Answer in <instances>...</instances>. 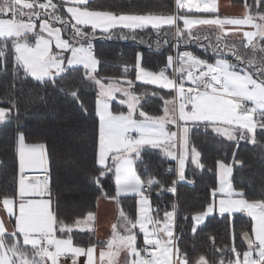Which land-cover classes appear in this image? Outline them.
Listing matches in <instances>:
<instances>
[{"label": "snow or ice", "instance_id": "6c2138e0", "mask_svg": "<svg viewBox=\"0 0 264 264\" xmlns=\"http://www.w3.org/2000/svg\"><path fill=\"white\" fill-rule=\"evenodd\" d=\"M92 3L93 0H0V72L8 71L11 55L13 81L31 77L41 85L56 87L65 74L82 66L81 83L91 82L97 89V175L92 180L100 191L97 200L117 204V222L112 224L111 235L99 251L98 262L97 245H77L72 235L74 229L94 232V213L88 212L72 223L60 217L46 145L26 143L24 133L18 131L16 188L11 194L0 195V212L9 222L14 220L8 231L0 217V264H81V258L82 264H264V193L261 198L249 199L243 188L234 187V167L244 163L236 159L237 152H233L232 163L222 159L215 162L217 184L212 189L213 199L192 216L193 234L206 217L216 212L229 218L231 244L216 247L215 238H210L217 257L214 260L200 254L193 262L181 251L174 234L175 203L163 218L159 207L152 206L153 188L157 194L167 190L175 195L177 180L166 188L154 175L142 179L138 174V166L144 163L143 156L149 149H159L176 161L178 180H185L189 161L203 170L201 152L190 138L192 127H203L206 132L210 129L229 141H237V146L239 141L258 143L257 130H264V0H245L241 17L223 18L217 14V0H175L174 12L166 15L115 12L93 7ZM196 14L216 15L205 18ZM149 26L157 33L158 41L162 36L165 42L174 40L176 47L195 43L205 52L211 50L214 61L192 51H178L176 56L167 57L164 68L149 71L142 67L137 54L135 80L126 75L100 76L101 61L94 55L92 44L96 30L110 33L122 28L135 32ZM245 26L251 30H244ZM240 33L243 39L239 42L228 39L229 34ZM205 40L206 46L202 43ZM169 69L171 75L166 74ZM137 81L170 90L167 97H160L162 115L143 110L141 99L148 93L136 92ZM80 90L79 85L69 91L60 88L87 112ZM116 100L127 110H115ZM10 103L11 107L0 106V125L10 121L13 110L19 113L15 100ZM260 134L264 135V131ZM31 170H43L44 178L30 179L27 173ZM109 174L114 180V195H109L101 182ZM129 195L136 198L134 218L121 206V197ZM238 213L251 220L250 233H240L246 245L243 250L235 243L231 219ZM141 234L143 244L138 245Z\"/></svg>", "mask_w": 264, "mask_h": 264}, {"label": "trees", "instance_id": "16d2710c", "mask_svg": "<svg viewBox=\"0 0 264 264\" xmlns=\"http://www.w3.org/2000/svg\"><path fill=\"white\" fill-rule=\"evenodd\" d=\"M56 2V0H54ZM243 3L245 0H233ZM254 3V0H248ZM93 7L109 8L115 12L136 14L159 13L172 14L175 10V0H93ZM89 31H91L89 29ZM215 41L213 40V43ZM206 46L208 41H202ZM94 55L101 61L98 65L100 76L120 77L126 75L135 80V63L137 54L141 56V65L149 71H159L165 67L167 57L175 56L178 51H192L200 58L214 61L211 50L198 47L195 43L175 46V41L169 38L165 42L151 28L135 30H115L107 35L96 31L92 40ZM232 59V57H228ZM127 65V72H125ZM12 58L8 57V71L0 72V106L11 107L10 101L15 100L19 113L13 110L12 118L0 125V195L13 193L18 179V159L15 152L17 132H23L26 143H44L49 153V172L54 201L58 202V211L62 219L72 223L77 218L83 219L88 212L95 213L97 197L100 191L92 176L95 172V155L97 150L98 118L95 114V97L97 89L91 82L81 83L84 69L76 67L58 80L57 86L41 85L31 77L13 81ZM166 74L171 75V69ZM22 75V74H21ZM13 84L15 87H13ZM80 86V98L87 112L70 96L60 91H66ZM137 93L147 91L148 95L141 100L143 110L150 115H162L163 101L170 90L135 83ZM155 93L156 95H152ZM42 98V99H41ZM115 110L126 111V107L113 102ZM19 116L17 120L15 117ZM257 130L258 143L253 145L247 141H229L225 137L207 132L203 127L190 128V138L201 152V162L204 169H196L190 161L186 166L185 180H178L176 164L169 161L159 149H149L144 154V163L139 164L138 174L142 179L154 175L165 187H171L177 180L176 194L164 190L157 194L156 188L151 192L153 208L159 207V215L172 210V204L177 205L175 217V232L178 246L185 252L190 261L200 254H207L209 259H217L213 254V244L210 238H215L216 247L231 244L230 225L227 215L221 217L214 213L205 223L197 228L195 234L192 216L203 211L213 199L212 189L217 184L215 162L222 159L232 163L233 152L236 159L242 160L243 166H235L233 170V185L243 188L247 198L258 199L264 193V135ZM146 169V170H145ZM191 181V183H189ZM105 191L115 194L114 180L109 174L101 178ZM157 188L159 185L156 186ZM134 195L121 197V206L133 218L135 217ZM236 232L235 243L243 250L246 245L240 239L241 231L251 229L250 217L245 214H235L232 218ZM74 242L80 246L96 244L92 233L76 231Z\"/></svg>", "mask_w": 264, "mask_h": 264}, {"label": "crops", "instance_id": "0c3cea01", "mask_svg": "<svg viewBox=\"0 0 264 264\" xmlns=\"http://www.w3.org/2000/svg\"><path fill=\"white\" fill-rule=\"evenodd\" d=\"M217 2H218V13L217 14L220 17H222V18L223 17H241L243 15L244 11H245L243 3L233 2V0H217ZM196 15H200V16H203L205 18H211L213 15H216V14H196ZM180 25H181V27L183 26L182 25V21L180 22ZM201 27L203 28V26H201ZM229 27H231V26H229ZM244 30H251V29L248 28L247 26H245ZM228 39L230 41L239 42L241 39H243L242 33L237 34V35L229 34ZM213 40H214V38H213ZM76 67H82V66H76ZM138 83H140V82H138ZM142 84H144V83H142ZM146 85H148V84H146ZM150 86L157 87V86H154V85H150ZM124 107H126V106H124ZM172 130H175V128H173ZM167 159L169 161H171V162H174L176 164V161L171 160L169 158H167ZM32 171H40V170H31L29 172H32ZM30 179H33V178H30ZM113 211L117 213V204L115 202L109 201V200H106V199H103V198H101V199H99L97 201V206H96L95 213H100L101 212L102 215H105L108 212H110V216H111ZM216 214H219V213L216 212ZM0 217H3L8 231H11L12 228H13V225H14V220L9 222L7 216L4 213H2V212H0ZM208 217L205 218V221H206V219ZM205 221L202 224H200L197 228L202 226L205 223ZM174 234L176 236L175 225H174ZM95 239L97 241V243H96L97 250H96V254L95 255H96L97 261L99 262V251H100V249L103 246V243L105 241H99L96 237H95ZM142 244H143V238H142V234H141V236L138 238V245H142ZM81 259L83 260L84 258H81ZM121 260H123V255L121 256Z\"/></svg>", "mask_w": 264, "mask_h": 264}, {"label": "rangeland", "instance_id": "374dc122", "mask_svg": "<svg viewBox=\"0 0 264 264\" xmlns=\"http://www.w3.org/2000/svg\"><path fill=\"white\" fill-rule=\"evenodd\" d=\"M147 28H151V27L149 26ZM115 30H126L129 32L132 31V30H128V29L118 28V29L110 30V32L115 31ZM96 31L100 32L103 35L109 34V33H102L99 29H97ZM137 82H139V81H137ZM140 83H142V82H140ZM116 102L119 103V100H116ZM117 214L118 213H116L114 211L112 212L111 216H110V212H108L105 215H102L101 212L100 213H94V215L96 217V219L94 221V229H95L94 232H89L87 230H85L83 232L92 233L99 241H106L111 235L112 224L117 222ZM74 230L80 231L78 229H74Z\"/></svg>", "mask_w": 264, "mask_h": 264}, {"label": "built area", "instance_id": "2783aa9c", "mask_svg": "<svg viewBox=\"0 0 264 264\" xmlns=\"http://www.w3.org/2000/svg\"><path fill=\"white\" fill-rule=\"evenodd\" d=\"M29 178H33V179H40L42 180L45 176V173L43 172V170L40 171H32V172H28L27 173ZM83 260L81 259V264H82Z\"/></svg>", "mask_w": 264, "mask_h": 264}, {"label": "bare ground", "instance_id": "6f19581e", "mask_svg": "<svg viewBox=\"0 0 264 264\" xmlns=\"http://www.w3.org/2000/svg\"><path fill=\"white\" fill-rule=\"evenodd\" d=\"M169 75V74H168Z\"/></svg>", "mask_w": 264, "mask_h": 264}]
</instances>
